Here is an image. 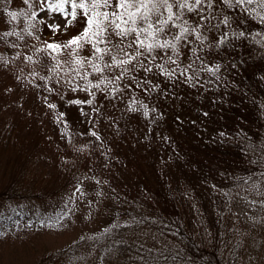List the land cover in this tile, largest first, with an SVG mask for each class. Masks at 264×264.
Masks as SVG:
<instances>
[{
    "label": "rangeland",
    "instance_id": "obj_1",
    "mask_svg": "<svg viewBox=\"0 0 264 264\" xmlns=\"http://www.w3.org/2000/svg\"><path fill=\"white\" fill-rule=\"evenodd\" d=\"M54 2L0 0V123H15L28 168H37L52 188L47 200L1 199L0 215L25 209L47 214V220L60 218L52 226L58 233L45 238L59 247L99 231L131 198L153 200L165 185L187 190L189 203H199L206 218L213 209L237 216L253 232L247 248L253 264L264 254V246H256L264 243V192L229 189L227 173L235 166L226 163L229 151L219 135L247 121L239 105L246 98L243 76H256L263 86L264 26L252 23L237 0H169L174 15L157 38L175 44V51L141 50L145 54L127 65L104 68L109 56L98 60L90 45L76 53L47 47L79 33L64 27L62 14L49 11ZM30 17L60 25L49 27L53 41L39 42ZM127 42L122 47L135 55ZM112 55L127 59L118 50ZM85 57L90 60L82 67L74 63ZM5 160L0 156V163ZM1 174L2 168L0 181ZM192 212L187 208L189 219Z\"/></svg>",
    "mask_w": 264,
    "mask_h": 264
},
{
    "label": "trees",
    "instance_id": "obj_2",
    "mask_svg": "<svg viewBox=\"0 0 264 264\" xmlns=\"http://www.w3.org/2000/svg\"><path fill=\"white\" fill-rule=\"evenodd\" d=\"M237 3L252 23L264 26V12L260 15L258 11L264 8L261 0ZM16 13L18 18H24L20 10ZM29 19L39 42L53 41L56 34L47 24ZM83 27V23H76L74 30L80 32ZM260 77L262 87L256 76L253 81L243 76L246 98L239 105L243 113L246 110L247 121L219 135L229 151L226 163L235 166L227 173L232 192H264V75L260 73ZM242 102H246L245 106ZM26 153L15 123H0V156L6 157L0 163V200L37 202L52 194L40 171L28 168ZM20 156L18 164H14V158ZM66 164L72 166V160ZM8 166H14L15 171L8 172ZM62 168L68 167L64 164ZM155 193L150 201L131 198L121 214L99 231L83 233L59 247L47 244L45 238L49 233H58L52 226L60 218L47 220V214L25 209L0 215V232L4 233L0 237V264H249L247 248L253 232L242 228L237 216L229 219L224 212L213 209L211 219L206 218L199 203H189L192 196L187 190L177 192L164 185ZM187 208L193 211L191 219ZM254 259L253 264H264V254Z\"/></svg>",
    "mask_w": 264,
    "mask_h": 264
},
{
    "label": "snow or ice",
    "instance_id": "obj_3",
    "mask_svg": "<svg viewBox=\"0 0 264 264\" xmlns=\"http://www.w3.org/2000/svg\"><path fill=\"white\" fill-rule=\"evenodd\" d=\"M200 2L201 0H196L197 4ZM248 2L251 3V0H248ZM24 3H28V0H24ZM261 3L264 4V0H261ZM66 4L70 5V12L65 11ZM186 6L185 3L179 4L181 8ZM48 8L49 11L59 12L65 17V28L74 26L76 23H83L84 27L82 31L63 45L48 44L47 47L54 50L63 47L71 49L72 53H76L77 49H85L86 46L90 45L89 50L98 60H104L105 55L109 56L111 63H105L104 68H110L112 65H127L132 60L145 54L141 50L151 53L158 48L171 47L175 51V44H171L167 40L161 43L157 38L158 34L166 31V26H168L174 15L172 11L173 4L169 3V0H55L54 3L48 4ZM161 9L167 12L166 19L163 18ZM189 10L191 11V9ZM11 15L15 18L14 13ZM49 27L55 31L60 25H49ZM172 27H175V25H172ZM181 31L183 33L187 29ZM10 34L4 33V35ZM180 38V36L175 37L176 40ZM126 39L128 41L126 48L133 49L135 55H130L125 51V47H122ZM99 45H105V47ZM117 50L118 54L123 53L127 59H117V55H112ZM88 60H90V57H85L84 60L77 58L74 63L82 67L83 63ZM92 67L95 72L103 70L96 65H92ZM127 71V68L123 69V72ZM77 74L79 75V73ZM119 78V76L116 77V79ZM50 107L52 106L50 105ZM117 226L116 224L112 225V227ZM104 231L107 232L108 229ZM2 236H4V233L0 232V237ZM144 264H148V262L145 261Z\"/></svg>",
    "mask_w": 264,
    "mask_h": 264
}]
</instances>
